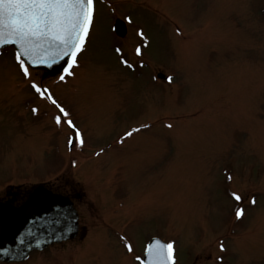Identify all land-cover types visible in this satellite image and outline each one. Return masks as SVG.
<instances>
[{"label": "rangeland", "instance_id": "rangeland-1", "mask_svg": "<svg viewBox=\"0 0 264 264\" xmlns=\"http://www.w3.org/2000/svg\"><path fill=\"white\" fill-rule=\"evenodd\" d=\"M95 9L74 75L30 70L70 111L83 146L68 144L71 129L55 124L58 110L30 87L15 51L0 53V197L70 178L85 225L22 264H140L151 236L174 243L175 264H264V0Z\"/></svg>", "mask_w": 264, "mask_h": 264}, {"label": "snow or ice", "instance_id": "snow-or-ice-1", "mask_svg": "<svg viewBox=\"0 0 264 264\" xmlns=\"http://www.w3.org/2000/svg\"><path fill=\"white\" fill-rule=\"evenodd\" d=\"M95 0H0V45H13L16 47L14 59L18 63L22 75L29 78L30 87L40 97L50 100L58 110L54 116L57 126L66 123L71 129L72 135L68 137V144L85 143L84 132L71 117V113L63 106L43 85L31 79L30 65H53L64 61L61 65L59 80L64 81L67 76L74 75V69L79 64V55L86 46L95 21ZM131 22V17H125ZM115 27V25H114ZM143 36L141 30L138 33ZM116 52H121L117 47ZM136 54L142 55L141 47L137 46ZM122 63L128 65L127 60ZM142 63V62H141ZM131 66V65H129ZM169 82L173 77L168 76ZM32 111L35 113L36 108ZM141 127H148L142 125ZM171 128V125H168ZM140 128H133L124 133V138L130 137ZM123 142V138L121 140ZM231 179V176L228 177ZM235 200L240 201L241 195L233 192ZM256 203L255 197L251 200ZM244 209L238 207L235 210L237 220L244 216ZM128 252L133 248L130 243L126 244ZM221 251L225 250L223 242L220 243ZM174 243L163 244L156 241L146 248L148 260L146 264H175ZM137 260L140 257L136 258ZM222 259V258H220Z\"/></svg>", "mask_w": 264, "mask_h": 264}, {"label": "water", "instance_id": "water-1", "mask_svg": "<svg viewBox=\"0 0 264 264\" xmlns=\"http://www.w3.org/2000/svg\"><path fill=\"white\" fill-rule=\"evenodd\" d=\"M117 27L124 34V24L117 22ZM63 63L60 61L51 68L43 64L31 66L57 74ZM77 231L78 213L72 201L43 185L37 186L20 206L12 201L0 202V260H22L31 250L73 238ZM156 241L160 240L153 239L151 244Z\"/></svg>", "mask_w": 264, "mask_h": 264}, {"label": "flooded vegetation", "instance_id": "flooded-vegetation-1", "mask_svg": "<svg viewBox=\"0 0 264 264\" xmlns=\"http://www.w3.org/2000/svg\"><path fill=\"white\" fill-rule=\"evenodd\" d=\"M25 195H21V192L19 194L16 193V201H20V199L22 200L24 198ZM76 200V199H75ZM76 202V201H75Z\"/></svg>", "mask_w": 264, "mask_h": 264}]
</instances>
